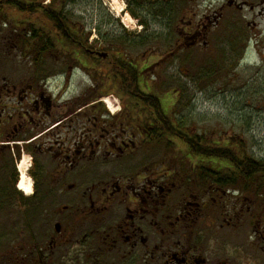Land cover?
Instances as JSON below:
<instances>
[{
  "label": "flooded vegetation",
  "instance_id": "obj_1",
  "mask_svg": "<svg viewBox=\"0 0 264 264\" xmlns=\"http://www.w3.org/2000/svg\"><path fill=\"white\" fill-rule=\"evenodd\" d=\"M36 1L45 12L50 4L65 3L69 13L68 6L79 0ZM166 1L172 9L174 0ZM226 3L236 6L235 0ZM185 8L179 23L189 30L179 28L172 37L175 49L166 55L156 49L139 56L128 54L122 43L103 45L67 14L69 27L42 32L67 35L76 48L73 56H26L30 75L0 77V152L11 153L12 169L27 160L33 201L9 206L28 212V218L2 222L0 250L21 255H2L0 264H242L252 254H264V205L255 189L218 182L204 158L170 154L173 137L160 136L161 126L172 130L176 125L167 101L161 110L170 113V125L162 124L157 108H125L124 97L122 107L119 102L110 111L99 89L71 97L63 87L76 70L96 80L94 73L103 67L98 64L117 68H104L111 81L127 63L147 73V57L161 51L170 59L176 51L199 45L191 17L186 21L190 8ZM9 33L15 29L0 26V55L19 52ZM47 67L63 68L66 74L49 78ZM161 144L165 150L159 155ZM17 179L12 172L9 194ZM240 230L246 239L238 242ZM12 239L25 242L16 250Z\"/></svg>",
  "mask_w": 264,
  "mask_h": 264
},
{
  "label": "rangeland",
  "instance_id": "obj_2",
  "mask_svg": "<svg viewBox=\"0 0 264 264\" xmlns=\"http://www.w3.org/2000/svg\"><path fill=\"white\" fill-rule=\"evenodd\" d=\"M235 2L236 6L230 8L226 0H174L172 9L164 16H155L149 7L150 0L139 4H132L129 0H79L67 9L70 18L101 39L103 45L106 42H121L128 54L140 56L143 52L156 49H161L165 55L167 51L173 52L174 34L180 29L189 30L179 20L184 7L190 8L186 21L191 17L192 33L199 32V45L176 51L170 59H164L161 51L158 55L147 57L145 60L148 62L145 63L149 68L145 74L148 83L161 95L162 105L167 107L165 101L174 105L172 112L176 120H182L189 132L211 135L216 140L223 138L224 141L232 137L241 141L249 156L264 159V0ZM10 15L18 17L12 11ZM128 18L131 19V27L126 23ZM11 34L18 38V34ZM93 41L99 43L95 38ZM9 52H1L0 77L22 78L30 75V68L23 62L25 58L18 49ZM62 54L66 55L65 52ZM65 59L71 60V57ZM45 69L49 78L66 74L63 68ZM105 69L103 67L94 73L96 80L76 70L66 82L69 84L63 87L69 96L75 97L90 91L96 81L102 94L100 98L114 102V108L122 107L125 98L115 90L112 82L107 81ZM152 75L157 78L155 83L150 79ZM164 150L161 144L159 155ZM182 153L184 148L177 143L170 154L180 156ZM9 157L7 149L3 148L0 152V229L4 223L10 225L28 218V212L23 209L9 207L22 204L10 199L11 196L14 193L17 197L32 196L25 195L16 187L9 194L12 172L18 175L19 180L16 165L12 169ZM260 210L257 207V214ZM241 232L237 233L238 242L246 239ZM11 241H14L12 245L16 250L25 242L21 239ZM9 252V248L0 250V260L2 255L6 258L21 255L13 253L8 256ZM242 264H264V254H252Z\"/></svg>",
  "mask_w": 264,
  "mask_h": 264
},
{
  "label": "trees",
  "instance_id": "obj_3",
  "mask_svg": "<svg viewBox=\"0 0 264 264\" xmlns=\"http://www.w3.org/2000/svg\"><path fill=\"white\" fill-rule=\"evenodd\" d=\"M167 4L166 0H156L153 3L150 2L149 7L152 12H155V16H164L170 11ZM65 7V3L50 4L45 12L44 6L36 0H0V26L15 29V33L20 35V38L16 39V43L20 45L19 53L24 58L27 56L33 59H42L45 52L49 54L65 52L67 54L66 51H68V55L73 56L76 48L71 46L67 35L42 32L44 28L69 27L68 12ZM11 11L15 12L18 17L10 15ZM101 37L103 36L101 35ZM43 38H46V42L43 41ZM129 44H133V42ZM121 55L125 59L124 51ZM98 65L104 68L106 66ZM108 70L116 71L117 68L110 66ZM122 70L124 72L116 74L117 76L113 75L110 82L115 90L126 98L123 107L157 108L160 110L159 116L162 124L170 125V113L161 110L165 107L160 100L161 95L153 86L149 85L144 73L146 69L139 70L127 63V66ZM106 74L111 75V72ZM98 86L95 81V85L92 86V89L90 88L91 92L96 88L100 90ZM168 107H174V105L170 104ZM185 128L184 122L177 119L172 130L169 127L161 126L160 136L165 134L174 137V143H179L184 148L182 155L190 154L204 158L208 163V173L218 175V182L245 190L253 187L256 196L260 197L264 205V159H254L249 156L243 149L240 140H234L232 137L228 141H224L223 138L216 140L211 135L203 136L191 133ZM7 153L11 155L10 152ZM10 199L18 200L16 202H22V204L33 202L31 197H17L16 193Z\"/></svg>",
  "mask_w": 264,
  "mask_h": 264
},
{
  "label": "bare ground",
  "instance_id": "obj_4",
  "mask_svg": "<svg viewBox=\"0 0 264 264\" xmlns=\"http://www.w3.org/2000/svg\"><path fill=\"white\" fill-rule=\"evenodd\" d=\"M127 25L128 26H132V22H131V19H127L126 21ZM105 103H106V106L108 107L109 110H115L114 107L112 106L111 102H109L108 100H103ZM27 168H28V162L27 160L24 158L22 160V163L20 165V177H19V182H18V189L20 191H22L25 195H30L31 194V191H32V188H31V184H30V181L27 177V174H26V171H27Z\"/></svg>",
  "mask_w": 264,
  "mask_h": 264
},
{
  "label": "water",
  "instance_id": "obj_5",
  "mask_svg": "<svg viewBox=\"0 0 264 264\" xmlns=\"http://www.w3.org/2000/svg\"><path fill=\"white\" fill-rule=\"evenodd\" d=\"M101 56H102V54H101Z\"/></svg>",
  "mask_w": 264,
  "mask_h": 264
}]
</instances>
